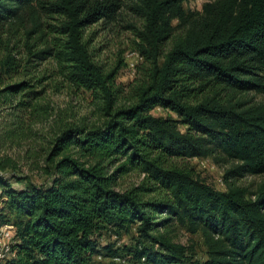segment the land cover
<instances>
[{"label":"trees","instance_id":"obj_1","mask_svg":"<svg viewBox=\"0 0 264 264\" xmlns=\"http://www.w3.org/2000/svg\"><path fill=\"white\" fill-rule=\"evenodd\" d=\"M124 1L0 0V43L23 33L27 62L53 58L67 83L100 95L106 116L100 126L62 129L46 159L47 184L15 189L0 175V219L15 227L7 264H101L96 255L109 264H264V179L253 190L233 181L264 174V103L246 95H264V0H211L200 10H185L186 0H129L143 20L146 64L129 85L131 102L115 107L124 88L95 60L84 32ZM7 40L0 81L21 66ZM34 87L24 80L0 93L9 92L6 103L37 94ZM156 107L176 117L154 115ZM194 157L231 162L225 190L169 162ZM9 164L0 159V170ZM134 167L147 183L117 190L118 176ZM152 192L161 195L144 198ZM173 219L201 234L204 260L160 231ZM133 225L132 245H99L103 232Z\"/></svg>","mask_w":264,"mask_h":264},{"label":"rangeland","instance_id":"obj_2","mask_svg":"<svg viewBox=\"0 0 264 264\" xmlns=\"http://www.w3.org/2000/svg\"><path fill=\"white\" fill-rule=\"evenodd\" d=\"M207 1L211 0H186L183 6L185 10H200L202 4ZM131 4V1L125 0L113 18L100 19L89 25L84 32V38L88 41L95 60L104 71L115 70V84L124 88L123 93L116 100L115 107L126 106L131 102L128 94L129 85L138 80L141 67L146 64L139 54L137 37L138 30L143 26V20L130 9ZM48 21L55 22L47 18L46 22ZM22 34L19 33L15 38L4 34L2 36L4 42L0 43V59L6 53L4 45L10 38L9 45L13 46L12 52L21 62L17 72L0 81V90L9 84L26 80L34 84V89L38 92L24 96L22 92L16 93L13 99L6 103L4 98H8L6 96H9V92L0 93V159H8L10 162L7 168L0 170V175L15 189L25 188L29 183L45 185L49 182L51 176L47 173L46 159L54 147L55 138L62 129L69 126L91 128L102 125L106 120L100 95L67 83L58 73L53 58L42 60L32 58V61L27 62ZM170 42L171 39L166 42V49L169 48ZM246 95L252 102L264 103L262 94L248 92ZM26 100H29L28 106L19 105ZM152 113L176 117L175 114L161 107L154 108ZM69 152L73 153L75 149L71 147ZM61 155L62 153L58 154ZM169 162L191 169L195 176L218 190L226 189L224 175L231 162L217 163L209 157L173 159ZM263 179L264 174H258L246 175L233 181L236 185L253 190ZM146 183L145 175L134 167L118 176L115 188L122 191ZM160 195V192H152L144 198H157ZM8 217L12 218L10 214ZM163 217L165 215L157 220ZM160 231L165 232L173 241L191 248L195 259L206 258V248L200 233H190L174 219L160 227ZM136 238L137 232L133 225L130 231L122 232L120 235L111 230L103 232L98 237V243L100 246L109 243L114 246H128L135 243ZM94 258L101 264H109L111 260L103 255H96ZM112 260L116 263L122 262L119 259ZM125 264L134 263L129 261Z\"/></svg>","mask_w":264,"mask_h":264},{"label":"built area","instance_id":"obj_3","mask_svg":"<svg viewBox=\"0 0 264 264\" xmlns=\"http://www.w3.org/2000/svg\"><path fill=\"white\" fill-rule=\"evenodd\" d=\"M2 191L0 188V202H2ZM15 227L9 223H2L0 219V264H5L6 259L12 255V244L14 243Z\"/></svg>","mask_w":264,"mask_h":264}]
</instances>
